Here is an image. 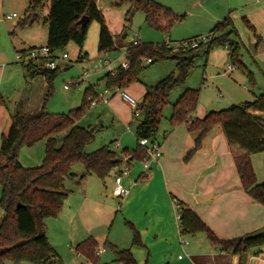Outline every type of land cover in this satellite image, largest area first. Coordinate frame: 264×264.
<instances>
[{"label":"trees","instance_id":"obj_1","mask_svg":"<svg viewBox=\"0 0 264 264\" xmlns=\"http://www.w3.org/2000/svg\"><path fill=\"white\" fill-rule=\"evenodd\" d=\"M130 5L131 9L144 12L150 27L170 34L175 25L185 20L184 16L152 0H121L120 6ZM48 5V15L43 23L48 28L47 47L55 58L69 44L75 43L83 49L89 26L97 22L100 26L98 49L100 53L119 50L105 17L94 0H28L21 26L35 25L41 19V11ZM87 19L86 22H83ZM210 38L200 43L197 48H180L174 50L167 44L129 45L126 51L129 68L118 67L114 72L106 73L101 79L105 88L112 91H126L140 82V75L146 69V61L152 63L175 60L179 76H169L157 85L148 87L139 104L141 121L135 129L137 147L125 149L120 153L103 147L94 153H87V147L94 142L95 134L90 129L82 128L77 122L83 118L92 106V101L99 100V92L94 87L86 90L83 103L68 115H51L45 104L34 114L16 117L7 135L2 136L0 146V187L2 196L0 205V261L30 264H63L61 258L50 244L47 236L46 222L58 218L69 197L65 184L74 178L73 168L82 165L85 174L82 180L96 176L102 181L108 179L112 171L124 158L129 161L143 162L147 153L139 141L148 139L153 142L160 130L164 118V109L170 104L171 92L186 78L195 67L198 50H205L208 58L216 49L225 47L230 51L234 63L242 66L241 51L244 47L239 41V34L230 19L218 23ZM200 38L184 42L191 44ZM182 43V44H184ZM28 52V51H27ZM27 52L22 54L26 55ZM26 74L31 79L45 77L49 83L51 95L53 80L60 71L46 70L42 65L30 63L24 65ZM114 73V74H113ZM200 100V91L187 89L173 105L171 123L174 126L190 123L189 130L198 133L195 146L188 158L202 147L208 132L215 126L223 128L225 137L232 150L240 149L234 156L244 190L264 206V184L256 185V177L252 167L251 156L264 152V95L239 106L209 113L202 120L192 121ZM260 114V115H257ZM67 131L60 144L57 136ZM46 142V155L43 163L34 168L24 167L19 161V153L23 147H32ZM179 224L182 235L204 233L212 244L224 252L243 256L250 249L264 245V235H251L232 240L219 239L198 215L188 207L179 210ZM133 229V245L142 247L139 233ZM97 244L92 238L77 246L76 252L87 259L97 262L95 255ZM116 262L119 264H138L130 250L117 252Z\"/></svg>","mask_w":264,"mask_h":264},{"label":"crops","instance_id":"obj_2","mask_svg":"<svg viewBox=\"0 0 264 264\" xmlns=\"http://www.w3.org/2000/svg\"><path fill=\"white\" fill-rule=\"evenodd\" d=\"M94 1L102 13L107 7H120L121 3V0ZM211 1L172 0L161 1L159 4H164L163 6L180 16H187L186 25L189 18H196L189 25L191 39L202 38L204 34L209 36L214 27L225 19L232 21L240 39L243 34L242 28L248 29L250 32L248 47L254 50V64L259 70L257 72L264 74V0H227L225 6L222 4L211 6ZM126 5L129 7L127 12L129 18L134 9ZM238 22L243 27H238ZM40 42L30 40L26 46L30 50L46 47L44 43L48 42V31L45 42ZM241 42L246 47L243 39ZM167 45L173 48L171 44ZM23 52H26L25 49L17 51ZM4 53L7 54L6 49L1 51V56ZM228 55L230 56L229 50ZM80 59L82 58L79 57ZM3 62L1 58L0 146L2 136L8 134L15 119L9 112V104L14 103L13 110L19 109L20 112L22 109L24 115L37 113L42 108L39 106L40 108L35 111L30 105L32 98L30 94L33 90L31 85L37 78H29L24 65L22 68L18 64L5 66ZM6 75L17 80L16 84L13 83L14 88L5 87ZM135 89L130 87L126 93L132 97ZM146 90L143 89V95ZM261 95L264 93L259 95L258 92L253 93V100ZM141 101L142 98L137 102L140 104ZM101 110L102 114L111 112L120 126L130 125L131 120L135 118L133 110L123 101L120 93H115L110 104L101 106ZM211 112L218 111L212 109L209 111L205 106L198 104L191 119L202 120ZM170 119L171 117L162 130L160 128L156 137V142L162 147L161 160L153 163L148 171L144 170L143 162L130 161V173L121 182L122 187L129 191L124 198L113 195L115 188L113 182L107 184L106 180L89 176L81 181L85 185V190L81 195L78 209L71 208L65 215L69 207V195L57 220L50 219L46 222L48 240L59 257L61 256L63 264H108L110 260L113 264H119L116 262L117 252L127 249L132 252L138 264H243L241 256L224 252L214 246L204 233L182 235L180 214L176 207L178 204L182 208L188 207L194 211L219 239L241 238L263 229L264 206L244 190L235 165L234 156L240 149L232 150L223 128L218 125L208 132L200 150L188 158L195 146L198 133L189 130L190 123L174 126ZM93 130V133L96 132L97 127ZM121 134L122 139L115 144V152L120 153L125 149L133 150L137 147L136 137L125 135V132ZM251 162L256 185H263L264 152L252 155ZM137 163L140 167H137ZM132 228L139 233L142 247L133 245ZM90 238L96 241L95 251L106 249L98 257L97 262L90 261L82 254L79 257L75 254V248ZM247 255L246 264H264V245L250 249Z\"/></svg>","mask_w":264,"mask_h":264},{"label":"rangeland","instance_id":"obj_3","mask_svg":"<svg viewBox=\"0 0 264 264\" xmlns=\"http://www.w3.org/2000/svg\"><path fill=\"white\" fill-rule=\"evenodd\" d=\"M161 1L172 0H158L155 2L162 3ZM27 2L28 0H0V61L2 58L5 66L18 64L22 68L23 64L18 62L19 53L17 51L21 52L23 49L26 52L30 51V48L26 46L30 40L41 41L40 43L45 42L48 28L43 23V19L48 15V5L41 11V19L38 23L35 25L21 26L20 24L24 20V13L28 6ZM226 2L227 0H212L210 4L211 6L214 4H222L225 6ZM211 6L209 7L212 8ZM128 9L129 7L124 4L120 7H107L103 11L106 24L119 50L108 53L99 52L98 36L100 26L97 22H92L89 26L87 39L82 51L75 43H71L63 52L59 53L60 59H62L63 54H67L68 58L67 60L58 61L60 71L53 80L51 95L48 96L50 86L45 77L37 78L33 82V85H31L33 90L30 94L32 97L30 105H32L35 111L45 104L46 111L51 115H68L72 110L82 105L87 89L94 87L97 92H102L105 89V84L101 79L106 73L115 71L127 62V47L132 45L134 40H139L141 44H153L156 46L171 44L176 51L180 50L181 47L179 46L182 43L192 38L190 36L191 29L189 25L196 19L195 17L189 18L188 24L186 25L185 20L187 16H184L185 20L179 23L182 25H175L170 34H167L150 27L142 11L135 13L133 22L131 23L129 21L130 17H127ZM14 13L18 15L17 18L13 20L6 19L7 15L12 16ZM237 26L243 27L240 22L237 23ZM243 28L241 39H243L246 47L244 46L241 51V59L244 65L241 66L234 63L228 55V49L225 47L214 49L209 55L208 61L205 56V50H198L196 53L195 67L186 78L185 83L178 85L170 94V104L164 109V118L160 125L161 130L173 114V105L187 88L201 90L199 105L205 106L209 111L210 109L213 111L228 109L233 104L253 100V93L258 92V95L264 93V74L257 72L259 70L254 64V50L248 47L250 32L248 29ZM207 36V34H204L202 38ZM241 39L239 37L240 42ZM45 44L47 45V43ZM3 49L7 50V54L4 53L1 56ZM79 57L82 59L79 60ZM106 60L111 63L108 67L104 63ZM177 63L178 61L175 60L160 61L153 64L146 63V69L143 70L139 78L140 82L131 86V88H136L134 92L135 96L132 95L133 99L139 102V99H143V89L155 86L169 76L176 77L179 74ZM229 66L234 68L233 73L229 72ZM4 81H7L5 87L8 86V88L12 89V87L14 88L13 83L16 84L17 80L11 77L9 78L6 75ZM66 86L69 89H66ZM14 106V103L9 104L10 114L14 115L15 118L20 115L23 116L24 112H21L22 109L20 112L19 109L15 111L13 110ZM122 109L124 110V107ZM122 109L120 111H123ZM28 111L30 113V110ZM128 111L131 114L130 109ZM141 119V117L134 118L131 120L130 125L120 126L119 121L111 112H104L102 114L101 105H98L91 106L83 118L77 122V125L90 129V131L97 127V131L94 132V142L86 149V152L90 154L98 151L102 147H109L114 151L115 144L119 143L122 139L121 133L125 132V135H130L135 138L134 132ZM66 135L67 131L59 133L57 139L60 144ZM45 155L46 142L41 141L32 147H23L19 153V161L24 167L34 168L43 163ZM137 167H140L139 163H137ZM72 174L74 178L66 181V188L69 191L70 198L68 200L69 207L65 211V215L68 214L71 208L78 209L81 195L85 190V185L81 183L83 181L82 176L85 174L84 167L82 165L75 166ZM106 182L107 184L113 182L112 177L110 176L106 179ZM1 196L2 189L0 187V200ZM2 215L0 205V219ZM51 220H57V218ZM0 264L17 263L11 261L2 263L0 261ZM108 264H113V262L110 260Z\"/></svg>","mask_w":264,"mask_h":264},{"label":"built area","instance_id":"obj_4","mask_svg":"<svg viewBox=\"0 0 264 264\" xmlns=\"http://www.w3.org/2000/svg\"><path fill=\"white\" fill-rule=\"evenodd\" d=\"M17 14H13L12 16H7L6 19L8 20H12L17 18ZM210 38V36H207L205 38H200L196 41H193L190 45L189 44H181L179 47L184 48V49H188V48H197L199 46L200 43L206 42L208 39ZM140 41L139 40H134V42L132 43L133 46H138L140 45ZM68 55L67 54H63L62 55V59H60L59 55L57 56V58L54 57V55L52 54L51 50L46 46V47H42V48H36V49H32L30 51H28L26 53V55L19 53L18 54V62L22 63L23 65H28L30 63L33 64H39L44 66V68L46 70L49 71H56L59 68L58 65V61L59 60H67ZM105 66L108 67L110 66V61L106 60L105 62ZM147 64H151L152 61L151 60H147L146 61ZM122 67L124 69H128L129 68V63H124L122 65ZM234 68L232 66H229V72L233 71ZM114 74V73H113ZM66 89H69L68 86L65 87ZM115 93H120L121 97L123 99V101L133 110L134 113V117L138 118L140 115V110H139V103L133 99V97H131L128 93H126V91H112L109 90L107 88H105L102 92H99V100L97 101H92V107L94 106H108L112 100V97ZM140 146H142L144 148V150L147 153V158L143 161V168L145 171H148L153 163L159 162L163 156L162 153V147L158 142H153L151 140L148 139H141L139 141ZM130 161L128 158H124L122 163L116 167L113 171H112V179H113V183L115 185L114 191H113V195L115 197L118 198H124L129 191L124 189L121 185L122 179L126 176L129 175L130 173ZM176 207L178 209V211L181 209V206H179L178 204H176ZM106 251V249L101 248L98 249L95 253V255L97 257H100L101 254H103ZM75 254L77 257L81 256V253L76 252Z\"/></svg>","mask_w":264,"mask_h":264},{"label":"water","instance_id":"obj_5","mask_svg":"<svg viewBox=\"0 0 264 264\" xmlns=\"http://www.w3.org/2000/svg\"><path fill=\"white\" fill-rule=\"evenodd\" d=\"M136 12V10H133L131 15H130V22H132V17L134 15V13ZM87 19H84L83 22H86ZM179 76V74H177L176 78ZM94 130H92L91 132L93 133ZM261 235H264V228L257 231L255 234H252L251 237H257V236H261ZM247 258H248V255L247 254H244L242 256V263L243 264H246L247 263Z\"/></svg>","mask_w":264,"mask_h":264}]
</instances>
